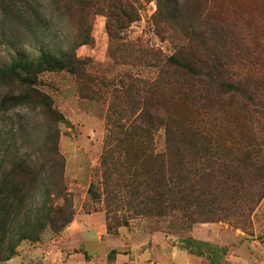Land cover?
I'll return each instance as SVG.
<instances>
[{
	"label": "trees",
	"instance_id": "trees-1",
	"mask_svg": "<svg viewBox=\"0 0 264 264\" xmlns=\"http://www.w3.org/2000/svg\"><path fill=\"white\" fill-rule=\"evenodd\" d=\"M48 1L59 17L81 24L75 45L59 54L43 51L35 58H19L0 67V86L18 92L10 102L34 105L45 119L58 124L65 117L53 107L49 95L37 89L39 77L68 72L91 83V62L78 58L76 51L93 43L88 28L92 16L105 14L109 34L116 39L111 21L123 24L131 18L133 22L136 12L128 0ZM151 1L158 4L160 22L196 39L179 44L157 78L124 75L111 85L116 86L115 100L132 98L133 103L116 110L119 119L108 123L101 180L90 186L89 195L105 205L109 232L114 230L118 208L155 221L177 219V226L188 225V230L198 223L214 222V215H252L264 198V24L254 27L243 15L227 16L228 8L217 6L218 0ZM174 99L185 106L184 113L172 107ZM161 131L165 144L159 150L156 137ZM50 163L55 200L50 204L51 194L45 192L48 199L34 210L27 202L35 194L31 183L36 176L27 162L17 161L2 174L0 262L11 260L23 240L39 242L40 230L49 226L61 233L74 221L58 143ZM20 215L25 218L23 224L17 222ZM31 215H39L35 223ZM128 225L124 221L123 226ZM17 226L22 229L19 233L10 232Z\"/></svg>",
	"mask_w": 264,
	"mask_h": 264
},
{
	"label": "rangeland",
	"instance_id": "rangeland-1",
	"mask_svg": "<svg viewBox=\"0 0 264 264\" xmlns=\"http://www.w3.org/2000/svg\"><path fill=\"white\" fill-rule=\"evenodd\" d=\"M128 2L136 12V20L131 22L128 18L123 24L111 21L116 39L109 34L105 14L93 15L88 24L93 43L79 47L76 54L91 62V83L86 84L68 72L45 73L39 77L37 89L49 95L53 107L65 117L63 123L54 124L45 119L41 109L34 105L10 102L18 92L13 87L0 86V183L4 172L24 160L30 173L36 176L31 183L35 194L27 202L29 207L32 205L34 210L47 200L45 192H50L49 203H53L54 168L50 160L58 143L65 160V184L75 213L74 221L61 233L48 226L39 231V242H20L12 259L19 256L23 264H68L79 260L87 264H115L119 256L130 255L128 246L122 249L114 244L106 248H95L93 242L88 245L87 233L82 234L85 224L91 233L96 231L97 241L104 232L101 237L104 245L109 239L131 238L140 249H145L148 264H189L179 261L176 255L183 249L194 257L195 264H264V198L252 215H214V222L198 223L190 230L188 225L177 226V219L155 221L118 208L114 230L109 232L105 205L96 203L89 195L90 186L101 180L99 170L108 145V123L119 119L114 114L116 110L127 109L133 103L132 98L115 100L112 92L116 86L111 85H117L124 75L157 78L165 61L180 45L196 39V36L187 37L182 30L176 33L170 24L160 22L156 1ZM220 5H224V11L228 8L227 16L243 15L255 23L254 27L264 24V0H218L217 6ZM219 12L217 9L216 13ZM75 24L59 17L48 0H0V67L19 58H35L43 51L59 54L64 48L73 47L77 30L82 27ZM214 51H218L215 41ZM172 103L177 112L184 113L181 102L174 99ZM131 113L128 110L127 115ZM156 144L159 150L164 148V131L157 135ZM40 191L44 194L38 195ZM78 215L101 216L102 225L99 227L96 221L92 227L82 222L78 234L70 236L67 229ZM22 216L17 221L19 224L25 221ZM37 217L31 215L34 223ZM124 221L129 225L123 226ZM20 230L17 226L10 232L17 234ZM89 237L95 241L94 236ZM173 259L179 262H172Z\"/></svg>",
	"mask_w": 264,
	"mask_h": 264
},
{
	"label": "crops",
	"instance_id": "crops-1",
	"mask_svg": "<svg viewBox=\"0 0 264 264\" xmlns=\"http://www.w3.org/2000/svg\"><path fill=\"white\" fill-rule=\"evenodd\" d=\"M100 218H102L101 216L99 218L95 217V216H80L78 215L76 217V220L75 222L72 224V226H70L68 229H67V234L68 235H73L74 233L78 234L77 231L78 230H81L80 229V224H82V222H87L89 226H92V224H95V222L97 221L98 224H99V227H101L102 223L100 222ZM84 226L82 227V234H85L87 233V237H86V241H87V244L89 245L90 243L93 242L92 245L95 246V248H98V246H104L106 248V246H111L114 244V246H122L121 248L124 249V248H127L128 246V249L131 251L130 255L128 256H119L116 263L115 264H126V263H130V264H148V261L146 260V258H148L149 256L147 254H145V249L142 247L141 249L138 247V245L136 243H134L132 241L131 238H129V240H127V238H124V237H119L117 239H109V243L107 245H104V243L101 242V237L102 235H105L104 232H101V237L99 238V241H97V236L94 235L95 232L93 231L91 233V231H88L87 227L85 226V224H83ZM103 233V234H102ZM91 235V238L92 236H94V240L95 241H91L90 240V236ZM93 240V239H92ZM113 240V241H112ZM97 241V242H96ZM95 242V243H94ZM181 253H177L176 255L178 256V259L179 261H184V262H188L189 264H195L194 263V257H192V255L188 252V250H181L180 251ZM187 252V253H186ZM190 255H189V254ZM181 254V256H180ZM19 258V256H18ZM18 258H14L10 261H8L6 264H23V262L20 260L19 258V261H17ZM174 261L172 262H179L177 259H173ZM68 264H87V262H82V261H76V262H68Z\"/></svg>",
	"mask_w": 264,
	"mask_h": 264
}]
</instances>
